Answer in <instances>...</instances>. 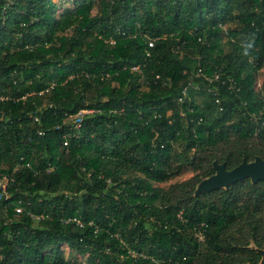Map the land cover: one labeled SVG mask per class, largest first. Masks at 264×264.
Masks as SVG:
<instances>
[{
    "label": "trees",
    "instance_id": "16d2710c",
    "mask_svg": "<svg viewBox=\"0 0 264 264\" xmlns=\"http://www.w3.org/2000/svg\"><path fill=\"white\" fill-rule=\"evenodd\" d=\"M4 2L0 264H257L264 181L195 189L264 158V0Z\"/></svg>",
    "mask_w": 264,
    "mask_h": 264
},
{
    "label": "water",
    "instance_id": "95a60500",
    "mask_svg": "<svg viewBox=\"0 0 264 264\" xmlns=\"http://www.w3.org/2000/svg\"><path fill=\"white\" fill-rule=\"evenodd\" d=\"M212 168L214 173L203 178L196 185L195 194L220 188L226 189L229 185L244 178H248L251 183L264 181V158L259 156L254 157L251 161L242 160L231 169H226L225 163H218L214 160ZM256 251L261 255V259L257 264H264V249H256Z\"/></svg>",
    "mask_w": 264,
    "mask_h": 264
},
{
    "label": "built area",
    "instance_id": "2783aa9c",
    "mask_svg": "<svg viewBox=\"0 0 264 264\" xmlns=\"http://www.w3.org/2000/svg\"><path fill=\"white\" fill-rule=\"evenodd\" d=\"M4 1H5L4 2V8H5V7H9L14 0H4ZM110 43H113V41L111 40ZM148 46L149 47H152L153 46V40H149ZM147 54H149V53H147ZM131 69L132 70H137L138 69V66H132ZM197 75H199V74L197 73ZM218 76H219V74L217 72H214L213 73V77L210 78V81L212 79H217ZM40 93H42V92H40ZM25 96H23L22 98H24ZM4 100H10V97L8 95H0V101H4ZM87 112H90V110H80L74 116L77 117V118H79V120H81V116L84 113H87ZM79 126H80V123L77 122L76 127H79ZM64 145H67V141H64ZM7 181H8V177H6V176L0 177V188L3 191L5 190ZM16 210H18V207L16 208ZM195 236L197 237V240L198 241H202L204 239L202 233L199 230L195 232Z\"/></svg>",
    "mask_w": 264,
    "mask_h": 264
},
{
    "label": "rangeland",
    "instance_id": "374dc122",
    "mask_svg": "<svg viewBox=\"0 0 264 264\" xmlns=\"http://www.w3.org/2000/svg\"><path fill=\"white\" fill-rule=\"evenodd\" d=\"M257 90H259V92L261 94H264V68L260 71V73L257 76ZM195 99L199 102L201 101V98L199 96H196ZM192 172L190 170L189 167L184 168L181 173L176 176L175 178L169 180L168 182L162 183V184H156L157 186H163V187H167V185L169 183H173L176 181H183L187 178H189L190 176H192Z\"/></svg>",
    "mask_w": 264,
    "mask_h": 264
},
{
    "label": "clouds",
    "instance_id": "9594fccd",
    "mask_svg": "<svg viewBox=\"0 0 264 264\" xmlns=\"http://www.w3.org/2000/svg\"><path fill=\"white\" fill-rule=\"evenodd\" d=\"M253 48V44L251 41L246 42L243 45V50H244V55H249L250 54V50Z\"/></svg>",
    "mask_w": 264,
    "mask_h": 264
}]
</instances>
